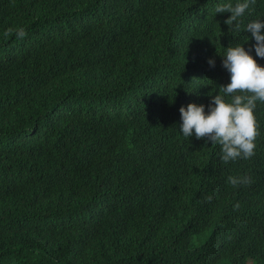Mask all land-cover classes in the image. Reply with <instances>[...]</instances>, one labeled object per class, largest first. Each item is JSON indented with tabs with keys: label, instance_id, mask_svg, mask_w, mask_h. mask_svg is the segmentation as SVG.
<instances>
[{
	"label": "trees",
	"instance_id": "trees-1",
	"mask_svg": "<svg viewBox=\"0 0 264 264\" xmlns=\"http://www.w3.org/2000/svg\"><path fill=\"white\" fill-rule=\"evenodd\" d=\"M237 2L0 0V264H264V102L250 159L181 132L228 47L264 67Z\"/></svg>",
	"mask_w": 264,
	"mask_h": 264
},
{
	"label": "clouds",
	"instance_id": "clouds-1",
	"mask_svg": "<svg viewBox=\"0 0 264 264\" xmlns=\"http://www.w3.org/2000/svg\"><path fill=\"white\" fill-rule=\"evenodd\" d=\"M252 4H255V0H241L235 5L225 3L218 5L215 12L231 14L225 20L230 29ZM234 28L238 31L240 24L235 23ZM246 30L256 42L253 45L256 56L264 58V20L249 22ZM13 31L10 28L4 35L10 36ZM15 35L22 39L27 32L21 27L15 30ZM250 52L251 49L246 51L240 44L227 48L222 64L230 73V83L221 86L218 94L212 97L208 113L204 105L195 103L188 104L187 108L182 106L179 110L183 136L189 138L194 131L197 139L206 137L212 144L220 145V158L224 163L238 158L250 159L255 155V141L259 136L255 109L258 101L264 102V67L257 63ZM208 63L215 66L213 59H209ZM228 182L233 186L250 185L252 179L249 176H229ZM205 200L210 202L212 196L205 197Z\"/></svg>",
	"mask_w": 264,
	"mask_h": 264
}]
</instances>
